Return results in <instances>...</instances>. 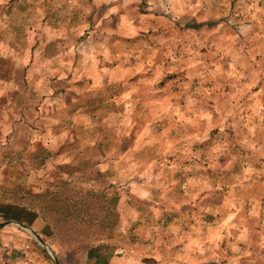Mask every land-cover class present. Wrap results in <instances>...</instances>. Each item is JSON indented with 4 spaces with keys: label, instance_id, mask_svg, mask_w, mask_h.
Listing matches in <instances>:
<instances>
[{
    "label": "rangeland",
    "instance_id": "rangeland-1",
    "mask_svg": "<svg viewBox=\"0 0 264 264\" xmlns=\"http://www.w3.org/2000/svg\"><path fill=\"white\" fill-rule=\"evenodd\" d=\"M87 1L0 2V162L50 139L51 194L92 202L4 227V264H264V0Z\"/></svg>",
    "mask_w": 264,
    "mask_h": 264
},
{
    "label": "trees",
    "instance_id": "trees-1",
    "mask_svg": "<svg viewBox=\"0 0 264 264\" xmlns=\"http://www.w3.org/2000/svg\"><path fill=\"white\" fill-rule=\"evenodd\" d=\"M44 145L45 149L41 152V154H39V156L43 155L42 163L36 164L37 168L34 167L35 165L31 163L29 164V168L26 166V162L28 160L27 158H25V156L31 152V149L29 152V147L14 155L15 157L19 158V162L17 163H20L19 167L21 171H19L18 169H14V159L8 161L7 158H4V160L0 162V172L6 168H10V176L8 178L6 177V179L2 182V197L8 198L12 202H17L24 208L36 212L44 223L48 224L50 227L53 228L55 232H57V219L66 221L67 219H69V217L73 216L74 214L84 216L86 215L85 211L91 208L90 204L92 205V202L89 200L78 199L77 201H73L71 197H68L66 193L67 191L60 190V185L58 187L59 191L54 195L51 194L49 188L52 185V181L47 182V179L51 177V175H48L50 167H52L53 170L55 169V159H53L54 157H50L54 155L49 150L50 147L53 146V142L49 139L47 140V142L44 143ZM47 167H49L48 172H43ZM58 168L60 169V171H63L65 169V166L60 165ZM39 170L43 172V175L36 176V180L42 183L43 191L37 189L38 192H34L35 189H28L25 185L26 182H24L23 179H21L20 177L26 174V178L30 180L34 176V174L32 173H36ZM55 180L63 186L68 185V182L64 179L60 180L59 178H57ZM50 194L52 195V197H54L52 199L54 203L52 204L50 202ZM70 203L74 204L71 205ZM112 212L115 213L114 210H112Z\"/></svg>",
    "mask_w": 264,
    "mask_h": 264
},
{
    "label": "crops",
    "instance_id": "crops-1",
    "mask_svg": "<svg viewBox=\"0 0 264 264\" xmlns=\"http://www.w3.org/2000/svg\"><path fill=\"white\" fill-rule=\"evenodd\" d=\"M6 1H8V0H0L1 3H5ZM42 1L47 6L48 11L69 9L71 11L74 10V11L78 12V15H81V11L83 10V3H84V0H42ZM93 1L94 0H89L87 2L92 3ZM93 5L95 6V4L92 3L90 10L92 9ZM75 33H77L78 35L81 36L83 32H82V30H78L76 28ZM112 55L114 56L113 53H112ZM177 166L179 167L181 165L177 164ZM189 166L191 169L188 168ZM193 167L194 166L192 164H189V165H186V168L184 170H189V169L192 170ZM176 175L178 176L177 171H176ZM179 178L181 181H183L181 179V177H179ZM5 179L6 178H5L4 174H2V172H0V218H3V219L5 218V220H6L5 222H0V224L6 223V222H13L14 223L13 225L6 226V227L31 226L34 230H37L42 224H45V223L40 219V217L38 216V214L36 212H34L30 209H26L23 206H21L19 203L12 202L8 198L2 197V190H1L2 189V182ZM190 182L191 181L189 180L188 185H190ZM190 197H191V200H193L194 194H190ZM183 199H185V196L183 197ZM2 231H3V228H0V264H4V261L2 259V253H3L2 247H4V240H6L5 238H7V237H4V234H3L4 232H2ZM12 241L13 240L11 239V242H9V243L13 244ZM203 246L204 245H202L201 243H196V241L193 240L192 242L189 241L188 243H186V249L185 250L200 249ZM97 251H98L97 253L100 254V256H101V259H105V261H107V259L109 258V253L107 252L108 250L107 249L105 250L103 248L100 251L99 250H97Z\"/></svg>",
    "mask_w": 264,
    "mask_h": 264
},
{
    "label": "water",
    "instance_id": "water-1",
    "mask_svg": "<svg viewBox=\"0 0 264 264\" xmlns=\"http://www.w3.org/2000/svg\"><path fill=\"white\" fill-rule=\"evenodd\" d=\"M14 223L13 222H6V223H3V224H0V228H4L6 226H10V225H13ZM18 225V224H17ZM34 235L36 236L37 240L39 241V243L42 245V247H44V249L48 250V247L46 245V243L40 239L38 237V235L34 232ZM51 257L53 258V260L55 261L56 264H61L55 257V255L53 253H50Z\"/></svg>",
    "mask_w": 264,
    "mask_h": 264
}]
</instances>
